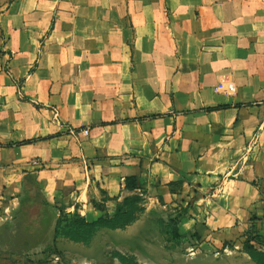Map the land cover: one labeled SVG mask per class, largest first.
<instances>
[{"label":"crops","instance_id":"1","mask_svg":"<svg viewBox=\"0 0 264 264\" xmlns=\"http://www.w3.org/2000/svg\"><path fill=\"white\" fill-rule=\"evenodd\" d=\"M236 3L240 17L251 15L245 28L264 29L255 18L264 0ZM225 8L195 0L186 9L194 18L191 53H140L147 39L136 23L112 34L120 44L133 42L128 54L65 55L45 40L11 58L12 39H6L8 52L0 50V225L12 220L30 174L50 204L91 221L114 214L129 194L125 179L135 176L144 214L165 209L178 216L179 233L195 240L192 250L245 251L247 241L264 250V36L237 39L242 50L234 56L223 40L203 38V31L220 29ZM55 30L56 24L50 36ZM78 32L76 46L85 41ZM223 79L234 82L235 93L215 91ZM141 226L136 220L102 230L89 245L59 249L55 260L67 255L70 264H105L93 256L98 238L138 237Z\"/></svg>","mask_w":264,"mask_h":264},{"label":"rangeland","instance_id":"2","mask_svg":"<svg viewBox=\"0 0 264 264\" xmlns=\"http://www.w3.org/2000/svg\"><path fill=\"white\" fill-rule=\"evenodd\" d=\"M207 1L226 8L219 18L220 29L210 28L207 32L203 31V38L217 37L223 40L229 56H234L242 50L237 39L254 38L256 34L259 37L264 36V29L250 31L245 28V24L251 21V15L245 12L240 17L235 9V5L239 3L235 4V0ZM194 2L195 0H0V50L5 51L6 39H12L11 49L14 51L10 52L12 58L14 54L26 53L27 48L34 44L38 46L39 41L45 45L47 40L46 43L53 44L54 53L65 55L112 54L118 53V50L128 54L134 52L133 42L120 44L118 38L112 34L118 29L128 28L136 23L145 31L147 39L146 45L138 47L140 53L166 55L177 53L179 50L191 53L194 43L189 34L192 33L190 29L194 27L192 24L194 18L192 14L186 13V9L194 5ZM262 11L260 8L255 15L260 23L264 22V11ZM237 22H243V28L236 29ZM55 24L56 34H52V37L51 30ZM76 30L79 31L77 35L84 36L85 40L78 46L75 44ZM95 33L97 36L93 37ZM26 65L25 62L17 66L19 69H24ZM15 66L16 63L13 67ZM8 69L6 67V70ZM223 80L235 88L233 81ZM223 80L217 84L215 91ZM21 81L22 79L18 83ZM235 90L236 88L231 94L235 93ZM169 214L165 209L150 217L144 212L139 213L137 221L139 220L142 226L137 232L138 237L128 235L119 239L116 234H102L93 244L94 258L100 263L107 264L105 258L111 257L113 253L126 251V255L139 259L145 264H255L244 250L194 251L192 250L194 239L188 238L179 246H173L166 240L155 222L161 216L168 221ZM34 237L30 238L31 241L26 249L32 258L42 259L46 257L42 252L51 245V235L42 230ZM62 241L64 242L58 246L57 252L59 249H68L69 245L81 246L70 241ZM17 243L21 249L24 240L21 238ZM4 247L8 246L4 245ZM129 250L132 253H129ZM57 252L50 256L49 264L71 263L72 259L67 255L55 260L58 256Z\"/></svg>","mask_w":264,"mask_h":264},{"label":"trees","instance_id":"3","mask_svg":"<svg viewBox=\"0 0 264 264\" xmlns=\"http://www.w3.org/2000/svg\"><path fill=\"white\" fill-rule=\"evenodd\" d=\"M124 189L129 194L117 202L114 214L91 221L78 211L67 214L61 206L50 204L41 193L36 175L26 176L19 195L20 203L12 220L0 225V264H49L50 256L57 252L59 240L89 245L102 230H118L130 226L137 220L138 214L144 211L139 204L140 196L134 193L138 189L135 176L125 179ZM179 222L178 216L171 217L168 221L157 220L160 232L173 246H179L187 240L185 235L179 233ZM42 230L50 233L52 242L48 249L42 252L46 257L36 260L29 255L26 248L30 238H35L34 235ZM21 238L24 243L20 249L17 240ZM245 251L255 264H264V250L247 241ZM112 257L117 258L121 264H140L134 257L119 252L113 253Z\"/></svg>","mask_w":264,"mask_h":264},{"label":"built area","instance_id":"4","mask_svg":"<svg viewBox=\"0 0 264 264\" xmlns=\"http://www.w3.org/2000/svg\"><path fill=\"white\" fill-rule=\"evenodd\" d=\"M225 80H223V82H221L218 87L216 88V92H222V93H228L231 94V92L234 91V86L230 83L224 82ZM82 134L87 135L89 134V130L88 129H84L83 131H81ZM37 162L35 161L34 164H36ZM58 260V259H56Z\"/></svg>","mask_w":264,"mask_h":264}]
</instances>
